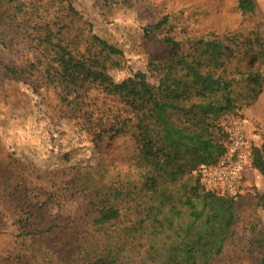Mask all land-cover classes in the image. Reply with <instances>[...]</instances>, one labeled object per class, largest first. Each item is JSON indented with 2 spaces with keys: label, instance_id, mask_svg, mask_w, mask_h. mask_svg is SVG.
<instances>
[{
  "label": "trees",
  "instance_id": "16d2710c",
  "mask_svg": "<svg viewBox=\"0 0 264 264\" xmlns=\"http://www.w3.org/2000/svg\"><path fill=\"white\" fill-rule=\"evenodd\" d=\"M238 8L251 13L254 5L239 0ZM69 12L77 16L70 5ZM166 24L163 17L144 27L145 36ZM163 41L167 53L151 59L147 71L115 81L109 68L120 66L114 58L123 56L121 49L97 35L83 52L48 40L46 82L66 86L69 95L83 92L90 98L94 89L117 100L116 108L99 109L97 117L89 108L85 121L96 143L111 133L128 137L133 168L113 174L95 166L72 168L57 193H37L9 158L0 166V202L15 217L16 238L61 237L47 249L69 243L66 264H197L188 228L198 217L199 170L225 153L229 134L221 118L258 99L263 48L257 31L200 36L187 46L168 36ZM6 71L25 79L24 70ZM251 166L264 177V140L253 149ZM78 192L86 200L85 212L70 213L69 221L54 215L50 222L48 206L64 208ZM104 229L107 240L101 243L95 234ZM251 244L263 254L257 264H264V232H256Z\"/></svg>",
  "mask_w": 264,
  "mask_h": 264
},
{
  "label": "rangeland",
  "instance_id": "374dc122",
  "mask_svg": "<svg viewBox=\"0 0 264 264\" xmlns=\"http://www.w3.org/2000/svg\"><path fill=\"white\" fill-rule=\"evenodd\" d=\"M251 1L253 12L242 14L239 0H0V166L9 158L17 161L25 185L37 193H57L72 168L95 166L112 174L133 168L134 145L128 137L111 133L96 143L85 121L89 108L97 117L99 109L116 108L117 100L94 89L90 98L83 92L69 95L66 86L46 82L48 40L83 52L90 36L97 35L121 49L123 56L114 58L120 66L109 68L115 81L147 71L151 59L165 56L166 36L187 46L200 36L257 31L264 58V0ZM163 17L168 24L147 38L144 27ZM8 67L24 70L25 79L10 76ZM261 74L258 99L221 118L223 126L239 122L256 146L264 140V64ZM246 173L237 199L203 190L195 196L198 217L188 233L197 264H257L263 255L251 241L256 232H264V177L252 167ZM85 205L79 192L64 208L51 204L49 221L54 215L69 221L70 213H84ZM6 207L1 201L0 264H66L69 243L55 251L47 247L61 237L16 238L15 217ZM105 232L95 234L101 243L107 240Z\"/></svg>",
  "mask_w": 264,
  "mask_h": 264
},
{
  "label": "built area",
  "instance_id": "2783aa9c",
  "mask_svg": "<svg viewBox=\"0 0 264 264\" xmlns=\"http://www.w3.org/2000/svg\"><path fill=\"white\" fill-rule=\"evenodd\" d=\"M229 134L225 153L211 167L199 170L202 189L231 199L242 194L247 169L251 166L252 151L257 147L239 122L224 126Z\"/></svg>",
  "mask_w": 264,
  "mask_h": 264
}]
</instances>
